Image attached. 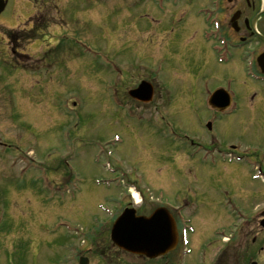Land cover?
<instances>
[{"label":"rangeland","instance_id":"obj_1","mask_svg":"<svg viewBox=\"0 0 264 264\" xmlns=\"http://www.w3.org/2000/svg\"><path fill=\"white\" fill-rule=\"evenodd\" d=\"M10 1L0 17V264H78L81 256L91 264H164L104 253L109 236L101 241V234L133 203L132 185L146 195L139 215L165 203L184 208L195 230L185 264H264V105L253 98L264 100V90H251L238 64L219 63L201 25L199 42L185 38L181 5L172 1L152 0L145 10L141 2L134 17L100 13L97 20L95 10L84 26L64 30L80 44L72 38V50L41 62L43 47L20 30L24 19L37 3L60 13L71 6L66 13L80 16L82 3ZM49 32L61 31L51 25ZM12 33L22 37L21 49L8 40ZM141 80L163 98L150 108L127 102L123 111L117 101ZM224 87L236 93L238 110L210 135L206 97ZM192 140L236 148L235 158L200 160Z\"/></svg>","mask_w":264,"mask_h":264},{"label":"flooded vegetation","instance_id":"obj_2","mask_svg":"<svg viewBox=\"0 0 264 264\" xmlns=\"http://www.w3.org/2000/svg\"><path fill=\"white\" fill-rule=\"evenodd\" d=\"M10 6V1L5 0ZM38 1V0H36ZM58 2H64L65 0H52ZM69 3H82V10L80 16L76 13V16L72 18L70 14L66 13L67 9L72 8L71 6H65L64 13L54 10L44 9L41 4H36L37 9L33 15L28 16L25 20V25L20 28L21 31L25 32L30 30L33 32V36L30 37L29 41H38L41 47H43V53L45 56L39 57V61L47 59L49 56L57 50L67 49L72 50L73 44L69 42L74 35H67L64 33L68 31V28L75 30L80 26L85 25V21L88 16H84L85 11L89 13L90 2L105 3L112 0H66ZM117 4L115 8L106 9L102 8V13L106 12L107 15L111 13L128 12L130 16H135L133 12L138 10V6L141 2V9H148L152 0H115ZM123 1V3H121ZM172 1L181 5L179 10L180 24L178 26L179 30L181 28H189L186 33L185 38L188 40L195 36L193 42H199L201 36L198 32H194L197 26H202L204 30H212L213 35L208 36V42L211 45L220 49V52L224 54L226 59V65L236 63L238 64L239 73L246 84L251 88V90L256 91V89L264 90V0H165ZM126 4V5H125ZM97 12L100 13V8ZM47 10V11H46ZM147 16V15H145ZM1 17V16H0ZM33 17L32 20H30ZM209 21L207 22L206 19ZM66 18L68 21L66 22ZM7 19V17H6ZM8 21L10 18L7 19ZM207 22V23H206ZM183 23V24H181ZM60 24V26H58ZM212 24V25H209ZM29 25V26H28ZM51 25L59 29L60 33L47 34V30ZM30 29H26V28ZM69 32V31H68ZM192 35V36H191ZM7 38L9 41L18 43L19 49H21L22 37L19 33L8 34ZM82 41L79 37H76ZM74 40V38H73ZM79 40H74L76 43H81ZM20 43V44H19ZM26 43V42H25ZM212 46V47H213ZM49 49V52L45 51ZM220 53V55H221ZM20 57H26L25 53H20ZM42 55V54H41ZM40 55V56H41ZM218 58V56L216 55ZM163 98L158 86H154V96L153 103L150 105H143L136 101H133L125 94L124 101L122 100L121 107L128 103H134L137 107L150 108L159 98ZM257 94L253 98H256ZM235 99V98H234ZM233 99V100H234ZM264 105V100L260 98L258 101V107ZM158 105L156 109H158ZM165 107V106H164ZM229 113H217L216 119L221 120L226 117ZM132 204L128 203V207ZM174 217V229L173 232L178 237V246L172 254L162 257L157 260V262H164L169 258L176 263L175 258H180L181 251V231L183 229L181 214H172ZM117 251V250H116ZM117 251L116 253H118ZM123 256H132L128 254L118 253ZM140 262H148L145 257L134 256ZM134 258V259H135ZM181 263V260L179 261ZM135 264H139L135 260Z\"/></svg>","mask_w":264,"mask_h":264},{"label":"water","instance_id":"obj_3","mask_svg":"<svg viewBox=\"0 0 264 264\" xmlns=\"http://www.w3.org/2000/svg\"><path fill=\"white\" fill-rule=\"evenodd\" d=\"M5 5L0 4V12ZM144 85L131 92L135 98L144 92ZM264 227V221L261 223ZM169 226L165 221V212L155 213L150 218L136 217L135 212H125L117 221L112 231V240L122 249L132 253L156 258L172 248ZM80 264H89L87 259H81Z\"/></svg>","mask_w":264,"mask_h":264},{"label":"bare ground","instance_id":"obj_4","mask_svg":"<svg viewBox=\"0 0 264 264\" xmlns=\"http://www.w3.org/2000/svg\"><path fill=\"white\" fill-rule=\"evenodd\" d=\"M134 196H135L136 199H138V195L136 193L134 194Z\"/></svg>","mask_w":264,"mask_h":264}]
</instances>
